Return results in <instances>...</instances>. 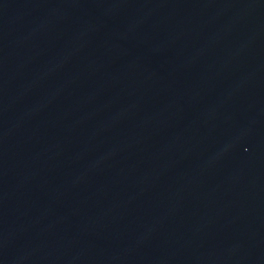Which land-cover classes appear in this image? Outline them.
<instances>
[{
    "label": "water",
    "instance_id": "water-1",
    "mask_svg": "<svg viewBox=\"0 0 264 264\" xmlns=\"http://www.w3.org/2000/svg\"><path fill=\"white\" fill-rule=\"evenodd\" d=\"M0 264H264V0H0Z\"/></svg>",
    "mask_w": 264,
    "mask_h": 264
}]
</instances>
